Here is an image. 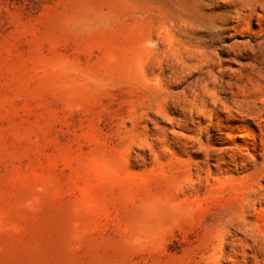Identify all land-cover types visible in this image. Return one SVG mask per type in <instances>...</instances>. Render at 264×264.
<instances>
[{"label": "rangeland", "instance_id": "obj_1", "mask_svg": "<svg viewBox=\"0 0 264 264\" xmlns=\"http://www.w3.org/2000/svg\"><path fill=\"white\" fill-rule=\"evenodd\" d=\"M0 264H264V0H0Z\"/></svg>", "mask_w": 264, "mask_h": 264}]
</instances>
